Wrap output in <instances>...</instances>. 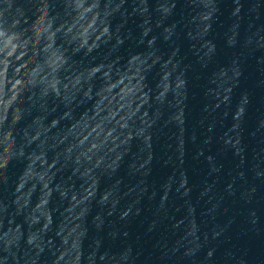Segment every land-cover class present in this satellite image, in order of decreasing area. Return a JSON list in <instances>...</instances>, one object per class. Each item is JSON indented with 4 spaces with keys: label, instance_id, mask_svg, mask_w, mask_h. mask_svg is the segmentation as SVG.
<instances>
[{
    "label": "water",
    "instance_id": "1",
    "mask_svg": "<svg viewBox=\"0 0 264 264\" xmlns=\"http://www.w3.org/2000/svg\"><path fill=\"white\" fill-rule=\"evenodd\" d=\"M0 264H264V0H0Z\"/></svg>",
    "mask_w": 264,
    "mask_h": 264
}]
</instances>
